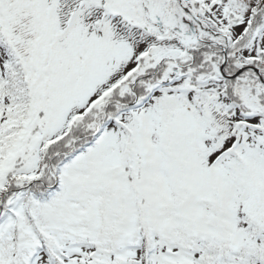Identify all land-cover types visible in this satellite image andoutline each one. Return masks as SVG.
Instances as JSON below:
<instances>
[{
  "label": "snow or ice",
  "instance_id": "6c2138e0",
  "mask_svg": "<svg viewBox=\"0 0 264 264\" xmlns=\"http://www.w3.org/2000/svg\"><path fill=\"white\" fill-rule=\"evenodd\" d=\"M0 264H264V0H0Z\"/></svg>",
  "mask_w": 264,
  "mask_h": 264
}]
</instances>
